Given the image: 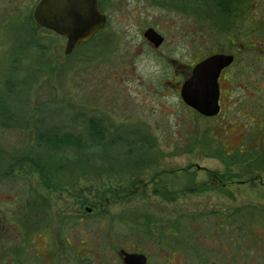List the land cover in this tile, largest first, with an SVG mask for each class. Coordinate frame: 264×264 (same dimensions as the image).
Masks as SVG:
<instances>
[{"label":"rangeland","instance_id":"rangeland-1","mask_svg":"<svg viewBox=\"0 0 264 264\" xmlns=\"http://www.w3.org/2000/svg\"><path fill=\"white\" fill-rule=\"evenodd\" d=\"M29 1L32 11L38 0ZM128 3L130 15L122 10L118 17L121 23L113 18L112 26L118 30L122 27L119 33H112L109 41V34L104 32L91 43L90 49H77L70 55H65V38L37 29L32 16L28 23L22 21L21 8L18 12L14 7L13 18L0 14V19L8 20L10 26L0 32V104L8 107L11 126H0V170L15 168L13 175L0 178V264H40L32 257L33 252L46 250L41 256H47L55 249L62 251L58 264H105L101 256L91 257L94 252L88 239L93 237V229L99 234L95 235L93 250L104 244L103 232L109 233L107 264H122V249L148 254L150 264H201L198 253L209 254L213 264L214 257L229 249L230 243L238 251V264H246L250 250H264V244L256 246L255 242H260L262 234L253 232L251 224L243 220L250 215H241L237 210L244 204L257 205V200L264 202L263 194L250 185L236 183L238 193L234 200L214 189L210 193L191 194L185 190L199 187L208 176L205 168L229 172L235 180H248L254 175L264 178V114L205 118L183 109L176 96L165 89L173 81L172 57L181 59L182 11L150 5L148 0ZM2 5L0 2V11L5 9ZM143 15L148 16L139 19L154 23L167 36L163 49L167 57L145 53L135 18ZM200 20L193 16L189 19L191 37L196 41L204 34L208 39L214 38L216 32ZM211 20L222 25L223 33L218 34L222 42L227 43L234 34L244 31L239 28L241 22L234 24L235 18L222 16ZM126 62L128 70L122 65ZM7 73L12 76L10 83L4 79ZM109 74H119L112 93L102 85ZM92 82H96L95 89ZM150 97L154 98L152 104ZM124 107L143 112L151 118L149 122H156L154 128L124 127L120 120ZM109 113L116 117L110 118ZM92 117L106 120L103 126L107 132L103 129L105 137L96 142L99 144L87 126ZM230 122L235 129H228ZM72 132L83 140L85 147L80 151L72 146L55 148L47 142L50 135ZM242 136L247 139L243 153H239L241 147L235 153L251 154L249 157L233 159L238 160L235 163L215 157L231 151L230 146H238ZM42 174L47 177H41ZM138 177L148 186L136 196L126 193L123 188ZM55 180L58 186L68 187V191L49 190ZM157 180L168 183L171 194L156 193ZM37 192L39 197L42 193L46 197V214H34L29 221L45 220L47 224L40 229L47 225V230L45 236L36 234L28 244L24 232L12 223L23 219L22 211H18L25 202L36 199ZM89 192L93 195H87ZM87 196L101 198V210L111 213L105 226L94 223L97 214L82 212L83 216H75ZM168 197L174 198L173 204H166L164 199ZM213 205L221 209L211 210ZM217 213L232 224L216 226V221L222 219ZM167 214H172L174 231L168 238L163 237L165 234L157 235L158 228L166 227L161 222ZM203 221L209 224L204 227ZM33 242L35 247L31 246Z\"/></svg>","mask_w":264,"mask_h":264},{"label":"flooded vegetation","instance_id":"flooded-vegetation-1","mask_svg":"<svg viewBox=\"0 0 264 264\" xmlns=\"http://www.w3.org/2000/svg\"><path fill=\"white\" fill-rule=\"evenodd\" d=\"M41 0H38L37 3L34 5V8L32 11H30V1L29 0H0V2H3V11H0V14L7 15L9 18L14 17V7L17 6L18 12L19 9H22L23 19L22 21L27 20L28 23L30 16H32V21L36 24V28L43 31H49L52 33H55L58 35V33L50 28H47L43 25H40L36 22L34 18L35 10ZM130 0H95L97 9L101 13V17L104 19V25L97 31V33L87 42L81 43L78 47H76L70 54L74 53L77 49H86L84 47H87L90 49V46H92V42L99 37L100 34L106 32L108 33V40L110 41L111 34L119 33L122 27L119 26V30L117 27L112 26V23L114 22L113 18L116 17L115 21L117 23H121V21L118 19L120 11L126 10V15H130V5L128 3ZM142 0H136V2H139ZM145 1V0H143ZM150 5H160L163 7H166L170 9L171 11H182V16L184 18V25L181 29V32L184 37L182 39V45H181V51L180 56L181 59L173 58L171 59L172 67H174L172 71V77L173 81L168 82L169 86H165L166 90L171 91V94H174L179 102L181 104L183 109H186L187 111H190L192 113H197L202 115L205 118H214L218 117L220 115H226V114H235V113H262L264 114V0H148ZM163 2V3H161ZM193 3H195L197 6H192ZM210 8V9H209ZM146 14V13H145ZM148 15L138 16L135 17L138 19L137 23V30L142 35V43L146 47V54H153L156 56H168L163 55V49L166 45L167 36L164 35L159 29L157 25L154 23L148 22L145 19L141 20L139 18H146ZM199 18L201 19V22H204L210 29L214 30L216 32V35L214 38L208 39L205 34L200 36V41H196V39L191 37V23L189 19L191 17ZM222 16L235 18V25L237 22L242 23V27L239 23V28L243 29L244 31L237 32L234 34V37L232 36L230 40L225 43L222 42V39L218 37V34L223 33L222 25L217 24L213 22L212 18L222 19ZM2 17V16H1ZM11 23H15V20H11ZM8 20H4L3 17L0 19V32H2L4 29H10V26L8 25ZM247 25V29L245 30ZM233 26V25H232ZM126 29L130 30L129 27H125ZM178 29V28H177ZM149 30L156 31L163 39L162 43L160 45H156L154 42H152L147 36L146 33ZM229 30V29H228ZM60 36V35H59ZM66 39V37L61 36ZM100 38V37H99ZM67 43V39H66ZM141 43V44H142ZM225 44V45H223ZM66 46V45H65ZM91 51V50H90ZM142 52V48L139 47L138 53ZM171 52L176 53L174 49L171 50ZM69 54V55H70ZM66 55V54H65ZM221 55L226 57V61H229L227 64L222 66L220 70L218 71V74L216 76V80L214 83V88L212 89L213 94L209 97V101H206L205 103H214L217 107L216 114L212 116H207L202 114V112L197 109L196 107L189 104L186 100H184L182 96V90L186 84H190L192 81L194 70L200 64L201 62L207 60L210 57ZM171 57V56H170ZM107 61V60H106ZM109 60L108 62H110ZM124 70L129 69V65L126 63H122ZM116 75L119 74H109L107 75V79L104 81L103 88L108 89L110 93H112V87L113 82L116 77ZM12 76L10 73H7L4 75V79L7 81V83H10L9 80ZM129 78V75L126 76ZM133 78V77H131ZM130 78V79H131ZM129 82V80H126ZM141 86V84H140ZM92 87L95 89L96 82H92ZM120 87V86H119ZM158 89V87H157ZM121 92V91H120ZM155 94H158V91H155ZM190 95V94H188ZM201 95L204 96L205 94L201 92ZM151 104L154 103V98L150 97ZM257 103V104H255ZM257 105L256 109L253 108L255 105ZM8 107L4 104H0V126H2L4 129H9L10 124V115L8 111ZM120 120L122 125L124 127H127V129H144L149 128L153 129L156 122H149L151 118H147L144 116L143 112L137 111V110H131L127 107H124L122 111L120 112ZM148 114H151V111L148 112ZM110 118H115V114H110ZM4 118V119H3ZM228 118V117H227ZM7 121H6V120ZM105 119H97L95 117H92L87 122V126L91 128V125H96L98 128L105 129L103 126V123L105 122ZM224 123V121H222ZM105 125V124H104ZM11 127V126H10ZM228 129L234 128L235 126L232 125L230 122L228 124ZM92 129V128H91ZM232 131V130H231ZM231 134L233 133L230 132ZM57 133L53 134V136L50 135V137L56 136ZM72 137L74 138V142L76 143L77 138L79 137L76 133H70ZM59 135V134H58ZM61 135V134H60ZM59 135V136H60ZM42 135L39 136V138ZM61 136L64 137V139L68 140V133L62 134ZM241 143L236 146H230L231 151L225 152V155L223 153L216 155L215 157L219 159L222 162H231L235 163L238 160L233 159H240L241 157H249L251 154L243 155L242 154H236L235 152H239L237 149L238 147L242 148L243 153L245 144L247 143V139L245 136H242L240 138ZM222 147H225V144H221ZM131 162V161H130ZM15 168L11 169H2L0 170V178H7L15 173ZM206 173H208V176H206V179L202 181L199 184V187L195 188H185V190H188V193H210V190H218L222 195L225 196V198L234 200L236 198V193H238V186L237 185H250L251 188H254L258 191V193L263 194L262 199H264V178L261 175H254L250 177L248 180H235V177L233 174L226 172L223 173L221 171H213L209 170L207 168L204 169ZM43 175V176H42ZM41 177H47L45 174H42ZM53 179V177H52ZM51 179V180H52ZM55 179V177H54ZM54 186H49V190L51 189H59V190H67L68 187H62L58 186L56 180ZM237 185H236V184ZM157 187L154 189L156 193L158 192H166L168 194H171V189L169 188L168 183H161L158 180L156 181ZM235 186V188H232ZM18 186H21V182L18 181ZM148 183H144L141 178L138 177V179H135L134 182L128 183V186H125L123 189L127 193L130 194L134 193L133 195L136 196L138 192H140L143 187H147ZM51 187V188H50ZM54 187V188H52ZM163 189L165 191H161L159 189ZM75 189V188H74ZM94 189L92 188L91 191ZM90 191V192H91ZM256 191V192H257ZM89 192L87 195H93ZM86 193V192H85ZM165 193V194H166ZM41 194L37 192V198L33 201H27L24 204V207L19 210L18 212L22 211L23 219H20L18 223L13 220V226L16 227L17 230H22L24 232L26 237V242L30 244L31 239L36 235H44V231L47 230V225L40 229L43 224H47L45 220L40 219L39 221H29L30 216L36 214L40 215L43 213V211H46V202H45V195L42 193V196L39 197ZM97 197V196H96ZM86 197V201H83V204L81 205L82 208L77 209L75 211V216L78 217V215H95L97 214L98 218L93 219L94 223H102L103 226H105L107 222V217L109 216L108 210L106 211L103 209L101 210L102 201L99 197ZM162 198V197H161ZM109 199V198H108ZM164 199V198H163ZM44 200V202H43ZM166 200V204H173L174 198L171 197ZM34 202V203H33ZM209 208V206H208ZM99 211H98V210ZM220 206L211 207V210H220ZM238 212L242 213L241 215H247L249 214L250 217L244 218L243 220L247 223H250L252 226V231H259L262 235L259 239L260 242H256V246L260 243L264 244V202H260L257 200V205H251V204H244L243 207H237ZM84 212V213H82ZM46 214V212L43 213V215ZM111 214V213H110ZM220 220H217L216 226H220L223 223H229L232 224V222H229L227 220V217H225L221 213ZM110 217V216H109ZM83 217H81L82 220ZM224 218V219H223ZM84 219V218H83ZM234 218L231 217V220ZM41 221L39 226L32 227V225L37 224ZM173 221L172 214L169 216L167 214V218L163 220L162 226L160 229H157V235H163V237L168 238L171 234L174 235L173 226L171 225ZM209 224V221H203L201 223L202 226L206 227ZM137 225V224H136ZM36 230V231H35ZM93 237H89L88 244L89 248H91L92 252H94V255L91 254V257L94 258L97 256H101L100 260L102 259V263H109V253H107V248L109 244H106V241L108 242L107 237L109 236V233L103 232L104 236V244L102 246L97 247V251L93 250L95 247V235L98 236L99 234L95 229L92 231ZM33 233V234H31ZM230 242V240H229ZM190 246V244H187ZM31 246L35 247V243L33 242ZM215 246L213 250L216 248ZM229 249H225L221 252V255L218 257L216 255L213 261V264H238V258L239 254L237 249L232 246V243L228 244ZM204 249V248H203ZM206 251V249H204ZM36 251V250H35ZM33 252L32 257L37 258L39 260L40 264H58V261H60V253L62 251H58V249H55L53 254L49 255H42V253H47L46 250H39L38 252ZM122 251H126L125 249L121 250L120 254L122 256ZM204 251V252H205ZM237 251V252H236ZM129 253H141L144 254L147 258V263L150 264V257L148 254L143 252H135V251H126ZM201 259V264L206 263L210 264V256L209 254L205 253V255H202L198 253ZM48 260H43L41 258H47ZM122 264H124V259L121 257ZM246 264H264V250H250L249 254L246 256Z\"/></svg>","mask_w":264,"mask_h":264},{"label":"water","instance_id":"water-1","mask_svg":"<svg viewBox=\"0 0 264 264\" xmlns=\"http://www.w3.org/2000/svg\"><path fill=\"white\" fill-rule=\"evenodd\" d=\"M36 22L55 30L68 38L65 54H70L81 42H85L104 25V19L97 9L95 0H41L35 10ZM146 36L156 45L163 41L154 30H149ZM226 57L216 55L198 64L190 84L182 90V96L189 104L199 109L202 114H216L214 103H205L213 94L212 89L218 71L227 64ZM201 92L205 95L202 96ZM190 94V95H188ZM124 264H148L147 258L141 253L122 251Z\"/></svg>","mask_w":264,"mask_h":264},{"label":"trees","instance_id":"trees-1","mask_svg":"<svg viewBox=\"0 0 264 264\" xmlns=\"http://www.w3.org/2000/svg\"><path fill=\"white\" fill-rule=\"evenodd\" d=\"M91 128H90L91 129V135H92V137L93 136L95 137L94 138L95 143L98 142L99 140H102L103 141L104 140V137H105V134L104 133H105V131L107 132V130L105 129V131H104L102 128H98L96 125H91ZM68 135H69V137H68V140L67 141L64 139L63 136H61V135L59 136L58 134H56V136H54V137L48 136L47 137V139H48L47 142H49L50 145L53 144V146L55 148L58 145L59 146H63V148L65 146H72V148H76V149H78L80 151V149H83V147H85L82 138L78 137L77 138V141L75 143L74 142V138L72 137V135L70 133H68ZM99 143H96V144H99ZM62 152H63V150H62ZM130 158L133 159V157H130Z\"/></svg>","mask_w":264,"mask_h":264}]
</instances>
